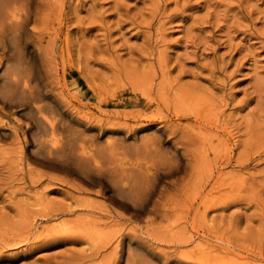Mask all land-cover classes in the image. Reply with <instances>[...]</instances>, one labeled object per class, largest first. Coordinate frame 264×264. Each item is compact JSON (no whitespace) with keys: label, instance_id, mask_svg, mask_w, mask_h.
<instances>
[{"label":"rangeland","instance_id":"1","mask_svg":"<svg viewBox=\"0 0 264 264\" xmlns=\"http://www.w3.org/2000/svg\"><path fill=\"white\" fill-rule=\"evenodd\" d=\"M30 7L0 43V264H264V0Z\"/></svg>","mask_w":264,"mask_h":264},{"label":"bare ground","instance_id":"2","mask_svg":"<svg viewBox=\"0 0 264 264\" xmlns=\"http://www.w3.org/2000/svg\"><path fill=\"white\" fill-rule=\"evenodd\" d=\"M48 1V0H47ZM45 5V4H44ZM31 0H0V43L3 42L4 45H6V41H8L7 39L9 38V36H12L13 33V37L16 38V35L19 33V30L24 26L25 22H27L29 20V17H30V14L32 13V9H31ZM16 33V35H15ZM19 39V38H18ZM34 61V60H33ZM32 63V62H31ZM19 64V63H18ZM33 64V63H32ZM35 64V63H34ZM22 65V64H21ZM27 65V64H26ZM14 68V67H13ZM19 68V67H18ZM23 68V67H22ZM2 69V68H1ZM35 69V68H34ZM10 70V69H9ZM25 72V71H24ZM32 72V71H31ZM16 74V73H15ZM14 75V74H13ZM11 76V75H10ZM9 78V77H8ZM10 82L12 83H19L20 81V78L19 77H16L15 75L11 78H9ZM28 81V79H24V84H25V87L27 86L26 85V82ZM5 82V80H4ZM33 82V81H32ZM21 85V83H20ZM13 95V94H12ZM12 98V97H10ZM40 106V105H39ZM41 106L38 107V110H41ZM55 108V107H54ZM53 108V109H54ZM55 112V110H54ZM24 113V112H23ZM50 115V114H49ZM45 123V122H44ZM44 126V125H43ZM50 128V127H49ZM213 130V129H212ZM47 131V130H46ZM46 131H45V134H46ZM36 135V134H35ZM193 136V135H192ZM187 137V136H186ZM217 137V136H216ZM35 138V137H34ZM80 138V137H79ZM39 140V139H38ZM155 140V139H154ZM37 141V140H36ZM109 141V140H108ZM110 141L112 142V139H110ZM152 141V140H151ZM114 142V141H113ZM150 143V141H149ZM211 143V142H210ZM113 144V143H111ZM108 145V144H107ZM118 145V144H117ZM116 146V145H115ZM148 146V145H147ZM150 146V145H149ZM148 146V147H149ZM217 146V145H216ZM103 147V146H102ZM117 147V146H116ZM218 147V146H217ZM146 148V147H145ZM121 149V148H120ZM119 149V150H120ZM113 150H116L117 151V148L116 149H113ZM152 150V148H151ZM150 150V152H152ZM214 150V149H213ZM106 151V150H105ZM108 151V150H107ZM122 153L121 154H125V150H121ZM147 151V150H146ZM157 152V150H155ZM161 152V151H160ZM164 152V151H163ZM169 152V151H168ZM179 152V151H178ZM53 153V152H52ZM56 154V153H55ZM82 154V153H81ZM117 154V153H116ZM138 154V152H137ZM91 155V154H90ZM85 156V154H84ZM169 156V155H168ZM171 156V155H170ZM169 156V157H170ZM174 156V155H173ZM114 157V156H113ZM162 157V154L161 156ZM91 158V157H90ZM115 158H117V155H115ZM170 158H173V157H170ZM201 158V157H200ZM204 158V157H203ZM202 158V159H203ZM149 159V158H148ZM153 159V158H152ZM117 160V159H116ZM208 161V160H207ZM204 162V161H203ZM207 167V166H206ZM125 171V170H124ZM127 172V171H126ZM131 173V172H130ZM133 173V172H132ZM131 173V174H132ZM141 173V172H140ZM125 174V173H124ZM126 175V174H125ZM200 175V174H199ZM153 178V177H152ZM150 180V179H149ZM150 182V181H149ZM142 183V182H141ZM144 184V183H143ZM148 184V182H147ZM139 185V183L137 184ZM141 186V185H139ZM138 186V187H139ZM189 186V185H188ZM149 188V187H148ZM147 188V189H148ZM150 189V188H149ZM180 189V187H179ZM178 189V190H179ZM139 190H140V187H139ZM139 192V191H138ZM137 192V193H138ZM134 194V193H133ZM145 194V193H144ZM143 194V195H144ZM45 195V193H44ZM43 195V196H44ZM145 199V198H144ZM171 199V198H170ZM136 200V199H135ZM168 201V200H167ZM138 202V201H137ZM166 203V202H165ZM168 203V202H167ZM140 204V203H139ZM191 208V207H190ZM190 211V210H189ZM163 216V215H162ZM57 218V217H56ZM55 222V221H54ZM170 224V223H169ZM130 250V248H129ZM189 251V250H188ZM129 254V253H128ZM140 255V254H139ZM138 256V255H137ZM128 257V256H127ZM130 257V255H129ZM128 257V258H129ZM131 260V259H130ZM138 261L140 259H137ZM128 261V260H127ZM135 261L134 260V263H132L133 261L131 260V264H135ZM137 261V263H138ZM143 260H141V264L144 262H142ZM130 261H128L129 263ZM170 262V261H169ZM139 264V263H138ZM147 264V262H146ZM171 264V263H170ZM175 264V263H174Z\"/></svg>","mask_w":264,"mask_h":264}]
</instances>
